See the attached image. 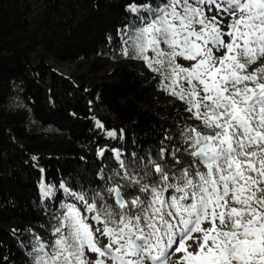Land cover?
Returning <instances> with one entry per match:
<instances>
[{
    "label": "snow or ice",
    "instance_id": "obj_1",
    "mask_svg": "<svg viewBox=\"0 0 264 264\" xmlns=\"http://www.w3.org/2000/svg\"><path fill=\"white\" fill-rule=\"evenodd\" d=\"M128 10L141 24L122 54L143 60L205 131L186 127L184 167L179 149L171 166L162 149L159 161L102 169L91 195L65 188L88 215L66 204L53 241L36 237L33 264H89L86 249L92 264H166L174 254L176 264H264V63L253 67L264 61V0Z\"/></svg>",
    "mask_w": 264,
    "mask_h": 264
},
{
    "label": "trees",
    "instance_id": "obj_2",
    "mask_svg": "<svg viewBox=\"0 0 264 264\" xmlns=\"http://www.w3.org/2000/svg\"><path fill=\"white\" fill-rule=\"evenodd\" d=\"M133 2L159 0H0V264H33L32 231L45 235L42 242L54 239L66 203L44 197L42 178L91 195L104 185L101 170L119 171L120 161H159L163 149L171 166L179 149L177 167L191 163L181 136L186 126L148 107L163 91L159 75L122 55L120 32L126 37L140 27L128 10ZM51 58L116 67L88 90L53 70ZM96 121L119 138L98 134Z\"/></svg>",
    "mask_w": 264,
    "mask_h": 264
},
{
    "label": "rangeland",
    "instance_id": "obj_3",
    "mask_svg": "<svg viewBox=\"0 0 264 264\" xmlns=\"http://www.w3.org/2000/svg\"><path fill=\"white\" fill-rule=\"evenodd\" d=\"M212 14L214 13H209V15ZM227 22L228 21L225 20V24ZM138 23L141 24L140 21ZM120 37L123 41L122 43V49H123L125 47V43H124V40L126 38L125 33L120 32ZM148 55L151 56L152 53L149 52ZM30 59L33 64L38 63V58L36 57V55H31ZM181 62L184 63L185 66L190 67V62H184V61ZM261 62H258L256 65H253V67H258L259 63ZM47 63L53 70H55L59 74L63 75L64 77L70 78L73 81V83H75L76 85L83 84L85 88L88 90L96 88L98 84L105 81L116 67V63L111 61H103L102 59L101 60L96 59L94 61H89V62L83 61L76 63H65V62H58L55 59L51 58L47 60ZM131 64L134 65V68H138L142 72H150V69L145 65L144 61L141 59H133L131 61ZM148 107L156 111L160 115L168 116V117L170 116L179 123H182V125L184 124L186 127H198L200 131L202 132L205 131V129L201 125V122L199 120H196L190 112L186 111L187 105L180 99L169 95L168 92L164 90L159 91L154 95L153 102ZM95 127L98 134H101L104 138H110V137L111 139H115L116 137L119 138V136L116 134L115 131L105 130L99 121H96ZM183 132L184 134H182L181 136L185 137V130ZM119 151L120 150L117 148H115L112 151L113 157L118 161L120 157ZM101 152L102 149L96 150V153L99 156L101 155ZM61 185H63L64 187H62ZM48 188H51V191L48 195H45L44 193ZM65 188L67 187L65 186L64 183H60L58 185L54 183H47L45 182L44 178H42L40 183V190L44 195V197H47L51 201H55V202H63L66 204L76 203L80 211L85 215H88V213L84 212L83 203L75 201L74 198L69 195V192L65 191ZM96 226L97 225L93 222V227ZM99 226L102 227V225ZM207 226L208 225H205V227ZM32 233L36 237L39 236L41 239L45 237V235L40 231H32ZM102 243H107V240L104 239ZM85 255L88 259L89 264H92V262L95 261L96 259V254L87 251V249L85 250ZM177 259H178V254L171 255L167 260L166 264H176Z\"/></svg>",
    "mask_w": 264,
    "mask_h": 264
},
{
    "label": "water",
    "instance_id": "obj_4",
    "mask_svg": "<svg viewBox=\"0 0 264 264\" xmlns=\"http://www.w3.org/2000/svg\"><path fill=\"white\" fill-rule=\"evenodd\" d=\"M38 168H40L39 166H37Z\"/></svg>",
    "mask_w": 264,
    "mask_h": 264
}]
</instances>
